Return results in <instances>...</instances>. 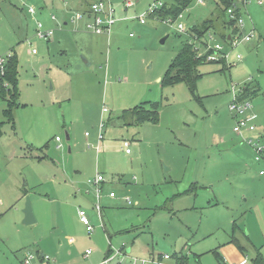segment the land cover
<instances>
[{
	"label": "rangeland",
	"instance_id": "374dc122",
	"mask_svg": "<svg viewBox=\"0 0 264 264\" xmlns=\"http://www.w3.org/2000/svg\"><path fill=\"white\" fill-rule=\"evenodd\" d=\"M106 1L117 18L109 38L81 26L88 17L73 21L77 0H0V55L18 58L20 102L10 123L0 98V264H23L27 253L41 251L52 264H96L123 247L131 257L168 253V264H180L181 255L186 264L252 263L256 250L264 253L263 164L234 131L229 104L246 85H259L250 96L257 116L251 134L264 145V0H235L244 19L235 35L254 33L237 46L219 34L231 17L218 0H195L173 21L149 14L169 0H131V7L128 0ZM208 18H216L219 31L193 38L190 27ZM39 20L54 29L48 39L37 35ZM80 30L87 40H77ZM187 40L201 52L208 41L221 44L227 55L226 68L222 61L200 66L195 92L185 82H161ZM154 102L158 123L117 118ZM98 174L117 195L101 199L102 219L93 194L83 195ZM27 196L32 224L23 222Z\"/></svg>",
	"mask_w": 264,
	"mask_h": 264
},
{
	"label": "built area",
	"instance_id": "2783aa9c",
	"mask_svg": "<svg viewBox=\"0 0 264 264\" xmlns=\"http://www.w3.org/2000/svg\"><path fill=\"white\" fill-rule=\"evenodd\" d=\"M200 3L203 2V0H198ZM261 3V1H260ZM128 5H131L130 2L127 3ZM162 2H159L158 4L155 3L149 8V14H153L155 9L158 6H161ZM237 6H232L228 8V14L230 15L231 19L236 18V12L235 10L237 9ZM28 11L30 12L31 15L35 14L36 10L33 6H30ZM115 9L113 6L106 0H99V1H94L89 5V8L87 11L84 10H78L76 11L75 15L73 16V21H78L82 20L85 17H88V22L86 27L90 29L92 32L96 34H111L112 27L117 21V18L114 16ZM181 16V15H180ZM51 18L53 20L56 19L55 15H52ZM171 21V19L167 20ZM141 22H145V15L143 14L141 17ZM237 26L239 28H244V19L242 16L237 18ZM179 30L185 31L186 27L180 23L178 26ZM54 33L53 28L45 29L44 24L42 21H37V35L40 37L44 38H49L52 34ZM210 39H214V36L210 33ZM254 33L251 31L249 34H246L242 37L239 36H233L230 38L229 43L232 46H237L239 43L243 41H251L253 38ZM198 39L197 37H195ZM195 48L197 50H200L196 45ZM206 49L208 51H212L208 53L207 55V60L208 61H213L220 59L221 57H224L227 59V55L222 53L223 46L221 44H215L212 46L210 41L206 43ZM33 52H36L35 49H33ZM201 52V50H200ZM206 52H201L200 54H205ZM9 54L7 56L0 55V70L4 71V66L7 61ZM237 59H241V55L238 54ZM229 109L231 111V114L233 118L235 119V124H234V131L242 138V140L246 143H248L250 146L253 147L255 150V160L258 163L263 164V166L260 167L259 169V174L264 175V145L260 144V137L255 136L251 134L253 131L257 129L256 124H255V119H256V114L251 112L253 109V104L252 101L249 98L241 99L240 96H235V98L230 102L229 104ZM107 111V108H104V112ZM104 123L100 125V131H99V140L104 138ZM57 141H60L61 138L59 136L56 137ZM130 142L128 140L124 141V147H126V152L129 153L131 152L130 148ZM105 181V178L103 175L98 174L94 180L91 182L95 186V191H96V203H94V208L96 212L99 214V217L102 219V210H103V205L101 204V199L104 196V187H103V182ZM110 197H116L115 191H110L108 193ZM128 203H131V199L127 198L126 199ZM79 218L80 221L86 225L87 230L89 232L94 231V225L92 224V221L88 215V212L85 208L80 207L79 208ZM92 250L89 249L86 251V254L89 255L91 254ZM38 253V252H37ZM171 255L168 253H165L161 255V257H155V256H150V257H145V258H139V257H131L129 255L128 249H125L124 247L115 251V252H110L106 255V257L103 259V261L100 264H109V263H114V264H168L164 263V260L171 259ZM51 257L46 254H41V253H27L25 258L23 259V264H36L34 260H39V264H51L50 259ZM38 264V263H37ZM233 264V263H231Z\"/></svg>",
	"mask_w": 264,
	"mask_h": 264
},
{
	"label": "trees",
	"instance_id": "16d2710c",
	"mask_svg": "<svg viewBox=\"0 0 264 264\" xmlns=\"http://www.w3.org/2000/svg\"><path fill=\"white\" fill-rule=\"evenodd\" d=\"M195 0H169L162 2L161 6H158L152 16H158L159 19L171 21L177 19ZM221 9L228 13V8L236 6L235 0H218ZM89 6V5H88ZM87 11V8L84 9ZM236 18H232L229 22H222L219 26L222 28L220 36L226 42H229V36L233 37L236 32H239L237 18L241 16L239 8L235 10ZM216 18H208L200 24H194L190 27L191 36L198 39L204 37L209 31H216L219 27L216 25ZM233 29L231 30V28ZM230 29L231 31H228ZM212 51H208L205 54H200L195 48V44L190 40L183 42L181 49L170 64L166 73L161 79L163 85H174L179 82H185L192 92H195L198 79L203 75L200 71V66L204 63L211 62L207 60V55ZM213 61H222L224 68L227 67V62L224 57ZM19 62L15 54L8 56L4 66V71L0 70V98L7 102V107L3 111V114L8 122L14 123L15 120V108L20 105L19 102ZM259 91V88L253 86H245L242 89L240 95L241 99L250 98V96ZM122 122L132 125H140L146 122L158 123L160 120V104L154 102L151 107H147L146 103L136 105L135 107L124 110L118 117ZM4 122H0V137L3 135L2 125ZM26 194V193H25ZM187 256L181 255L179 257L180 264H186ZM254 264H264V253L261 249L257 250L256 256L252 259Z\"/></svg>",
	"mask_w": 264,
	"mask_h": 264
},
{
	"label": "crops",
	"instance_id": "0c3cea01",
	"mask_svg": "<svg viewBox=\"0 0 264 264\" xmlns=\"http://www.w3.org/2000/svg\"><path fill=\"white\" fill-rule=\"evenodd\" d=\"M94 2V1H93ZM128 2H130L131 3V5H128L127 4V6L128 7H131V6H133L134 4H133V2L131 1V0H128ZM127 2V3H128ZM86 4V5H85ZM91 4V3H90ZM88 2H84V1H82V0H77V6H78V10H84L85 8H89V6L88 5H90ZM77 10V11H78ZM52 16V15H51ZM121 19L122 18H126V16H124V17H120ZM51 20H53L52 18H51ZM87 22L88 21H86L85 23H82L81 24V26H86L87 25ZM65 23H67V22H65ZM47 24H48V26L50 27V25H49V22L47 21ZM115 33V32H114ZM84 35H88L85 31H82V30H80V31H77L76 32V38H77V40H80V41H85V40H87L88 39V37H86V36H84ZM97 35H99V36H105V35H107V34H97ZM108 36V38L110 37V35H107ZM235 36V35H234ZM230 38H231V36H230ZM99 39H103V37L102 38H99ZM81 50L82 51H84V49L83 48H81ZM89 57L91 58L92 56L91 55H89ZM88 61V60H87ZM92 61V60H91ZM88 62L89 64L90 63H92V62ZM247 86H251L252 87V85H247ZM253 87L254 88H259V91H260V87H259V85H257V84H254L253 85ZM258 90L255 92V93H258L259 92ZM250 99V98H249ZM103 111H104V108H103ZM255 114V113H254ZM257 118V117H256ZM61 141V140H60ZM124 145V144H123ZM125 149H126V147H124ZM100 149V144L97 146V150H99ZM127 153V152H126ZM91 186V188L90 189H86V190H84L83 192V195L84 194H87V195H89V194H93V196H94V198L96 199V191H95V186L94 185H90ZM105 189V188H104ZM110 191H113V190H110ZM110 191H107L106 189L104 190V195H105V193L106 192H110ZM82 192V191H81ZM108 193H106L107 194V196L108 197H110L109 195H108ZM86 195H84V197H85ZM92 196V195H91ZM117 196V195H116ZM110 198H113V197H110ZM115 198V197H114ZM127 201V200H126ZM80 207H82V206H80ZM85 208V207H84ZM88 212V211H87ZM80 219V218H79ZM81 222V221H80ZM82 223V222H81ZM83 224V223H82ZM84 225V224H83ZM85 227H86V225H85ZM86 230H87V227H86ZM88 231V230H87ZM89 232V231H88ZM89 233H91V232H89ZM70 241L72 242V239H70ZM38 250H40L41 251V249H38ZM129 251H130V249H129ZM38 253H41V254H45L43 251H41V252H38ZM92 253V252H91ZM256 253H257V250H256ZM256 253H255V255H254V257L256 256ZM87 255V254H86ZM90 255V254H89ZM89 255H87V256H89ZM150 256H155V254H154V252H152L148 257H150ZM106 257V256H105ZM253 257V258H254ZM252 258V259H253ZM247 259H242V258H240V261L238 262V264H247L248 263V261H246ZM246 261V262H245ZM100 262H97L96 264H99ZM52 264V263H51ZM250 264H254L253 263V261H252V263H250Z\"/></svg>",
	"mask_w": 264,
	"mask_h": 264
},
{
	"label": "water",
	"instance_id": "95a60500",
	"mask_svg": "<svg viewBox=\"0 0 264 264\" xmlns=\"http://www.w3.org/2000/svg\"><path fill=\"white\" fill-rule=\"evenodd\" d=\"M165 39L162 40V42H164ZM69 138V136H68ZM24 220L23 222L26 223V224H32L36 221V217H35V214H34V211H33V206H32V200L30 198V196H27L26 198V204H25V207H24ZM129 251V249H128Z\"/></svg>",
	"mask_w": 264,
	"mask_h": 264
}]
</instances>
